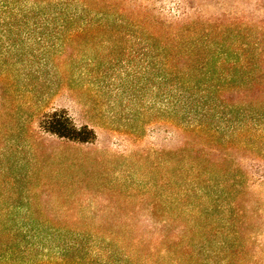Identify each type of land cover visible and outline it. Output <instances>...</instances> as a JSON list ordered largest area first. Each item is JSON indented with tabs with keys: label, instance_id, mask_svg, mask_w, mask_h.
Listing matches in <instances>:
<instances>
[{
	"label": "rangeland",
	"instance_id": "rangeland-1",
	"mask_svg": "<svg viewBox=\"0 0 264 264\" xmlns=\"http://www.w3.org/2000/svg\"><path fill=\"white\" fill-rule=\"evenodd\" d=\"M86 2L49 46L0 63V229L145 233L171 214L165 248L182 261L264 264V0ZM204 38L233 62L217 65L228 79L203 126L179 130L176 63L187 50L213 66ZM54 111L94 140L44 131ZM91 254L66 259L102 264Z\"/></svg>",
	"mask_w": 264,
	"mask_h": 264
},
{
	"label": "trees",
	"instance_id": "trees-1",
	"mask_svg": "<svg viewBox=\"0 0 264 264\" xmlns=\"http://www.w3.org/2000/svg\"><path fill=\"white\" fill-rule=\"evenodd\" d=\"M87 7L86 0H0V63H7L14 57L22 61L25 55L21 58L22 54L18 53L21 46L32 48L31 55L37 50H34L33 43L49 46L45 40L47 33L63 32L66 23L78 19ZM157 40L160 50L170 51L168 41ZM222 41L210 38L195 40L197 45L194 47L202 45V50L206 48L216 58L210 67L209 60H190L191 53L187 50L180 52L182 56L176 63L175 79V113L179 130L202 127L203 118L217 107H212L210 102L225 91L223 80L228 79V74L218 70L217 65H232L234 51L225 48ZM181 59H185L186 69L179 66L185 63ZM234 75L228 81L231 84L237 82L236 78H242ZM237 83L234 86L246 87V82ZM39 125L47 133L70 141L89 143L95 138L91 128L76 126L65 111L44 115ZM171 224V214H163L159 226L145 233L140 230L63 232L0 229V264H68V254L79 251L83 245L90 247L91 255L102 264L162 263L153 258H160L164 264H192L182 261L178 255L180 250L173 252L171 247L165 248L173 240ZM166 256L168 262H165Z\"/></svg>",
	"mask_w": 264,
	"mask_h": 264
}]
</instances>
